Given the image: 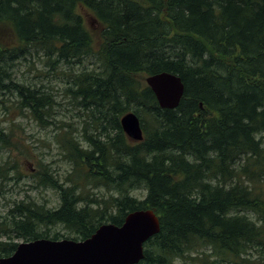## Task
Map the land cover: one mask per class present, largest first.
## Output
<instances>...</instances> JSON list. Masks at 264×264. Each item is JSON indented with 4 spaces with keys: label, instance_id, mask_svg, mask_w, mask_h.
<instances>
[{
    "label": "trees",
    "instance_id": "16d2710c",
    "mask_svg": "<svg viewBox=\"0 0 264 264\" xmlns=\"http://www.w3.org/2000/svg\"><path fill=\"white\" fill-rule=\"evenodd\" d=\"M85 13L100 25L98 36ZM30 48L54 68L93 66L67 88L88 107L86 128H99L86 135L89 146L70 123L52 119L55 101L44 86L13 79L9 65ZM163 72L185 86L176 109H162L145 82ZM8 92L55 130L73 174L64 185L40 165L38 184L57 192L59 206L15 202L0 217V259L14 254L15 240H85L102 224L120 226L150 209L161 230L139 264H174L203 247L232 264H264L262 255L248 256L264 247V0H0V105ZM131 111L144 131L139 143L121 126ZM13 134L0 125L1 149L13 146ZM89 187L117 195L93 197ZM50 225L75 236L51 237Z\"/></svg>",
    "mask_w": 264,
    "mask_h": 264
},
{
    "label": "rangeland",
    "instance_id": "374dc122",
    "mask_svg": "<svg viewBox=\"0 0 264 264\" xmlns=\"http://www.w3.org/2000/svg\"><path fill=\"white\" fill-rule=\"evenodd\" d=\"M82 15L92 32L98 36L101 27L98 23L93 22L92 14L85 13ZM29 50L31 54L27 53L25 58L21 57L18 60L16 58L14 65L11 67L9 65L8 68L13 79L27 85L44 86L42 90L52 94L55 101L52 119L57 122L70 123L76 130L75 135L80 143L85 147L89 146L86 135L98 134L99 128L96 131V125L92 123L86 128L85 121L90 119L88 121L90 122L92 119L89 116L88 107L86 108L84 103L75 102L74 98L67 95V88L72 85L76 74L86 69H92L93 66L84 61L71 66L61 63L54 68L43 54L36 53L31 48ZM17 98V94L12 95L9 92L1 98L5 105H0V125L8 132L13 130L14 136L12 139L13 146L9 149L0 148V168L7 164L6 168L8 169L7 179L4 178L3 171L0 172V217L8 216L14 203L21 200L29 201L31 199L48 208L59 206L60 201L57 192L51 187L38 184V174L42 170L40 165L44 164L50 167L54 177H58L59 183L64 185H70L67 184L68 176L73 174L72 164L65 158L64 152H62V144L55 138V130L50 125L42 128V125H38L29 115L21 111L18 107ZM262 186L264 188V184ZM88 191L93 197L104 199H108L111 195H117L115 191L103 188L93 189L89 187ZM133 193L141 198L145 196L144 191L140 189L133 191ZM93 207L96 208V206ZM249 215L254 217L253 213H249ZM44 230H48L51 237L58 233L63 236H75L69 234V231L62 225H50ZM15 242L21 243L22 240H15ZM261 250L262 254L257 247L250 248L248 249V256L255 260L260 255L264 257V247ZM204 257H208L210 262H218L217 264H232L222 261L216 256L212 247H203L191 256L187 254L183 258H177L174 260V264H198L200 261L197 258L202 259ZM193 258L196 260H192Z\"/></svg>",
    "mask_w": 264,
    "mask_h": 264
},
{
    "label": "water",
    "instance_id": "95a60500",
    "mask_svg": "<svg viewBox=\"0 0 264 264\" xmlns=\"http://www.w3.org/2000/svg\"><path fill=\"white\" fill-rule=\"evenodd\" d=\"M145 82L162 109L179 106L185 92L179 76L163 72L146 77ZM120 122L131 141L144 140L135 112L126 113ZM160 230V219L154 210H137L129 213L122 225L102 224L82 241L42 238L22 242L13 255L1 258L0 264H139L145 259V244Z\"/></svg>",
    "mask_w": 264,
    "mask_h": 264
}]
</instances>
